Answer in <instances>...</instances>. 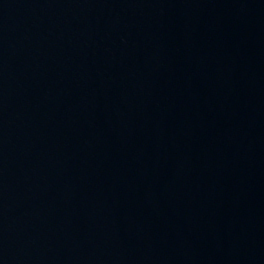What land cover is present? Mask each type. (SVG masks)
I'll return each instance as SVG.
<instances>
[{
	"label": "water",
	"instance_id": "1",
	"mask_svg": "<svg viewBox=\"0 0 264 264\" xmlns=\"http://www.w3.org/2000/svg\"><path fill=\"white\" fill-rule=\"evenodd\" d=\"M0 264H264V0H0Z\"/></svg>",
	"mask_w": 264,
	"mask_h": 264
}]
</instances>
